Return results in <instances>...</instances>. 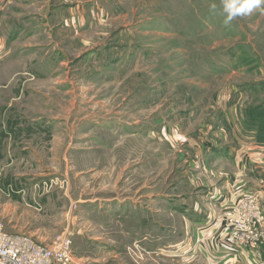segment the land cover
<instances>
[{
    "label": "rangeland",
    "instance_id": "rangeland-1",
    "mask_svg": "<svg viewBox=\"0 0 264 264\" xmlns=\"http://www.w3.org/2000/svg\"><path fill=\"white\" fill-rule=\"evenodd\" d=\"M221 9L222 0L7 6L3 22L39 28L12 45L30 55L0 71V132H29L39 115L40 152L38 164L0 161L6 233L44 246L67 237L72 264H204L178 209L207 205L196 184L214 179L199 159L213 172L230 165L199 147H222L230 114L247 133L264 121V5L229 23Z\"/></svg>",
    "mask_w": 264,
    "mask_h": 264
},
{
    "label": "crops",
    "instance_id": "crops-1",
    "mask_svg": "<svg viewBox=\"0 0 264 264\" xmlns=\"http://www.w3.org/2000/svg\"><path fill=\"white\" fill-rule=\"evenodd\" d=\"M15 3L18 7H32L40 3V0H0V71H5L4 65L7 62L17 61L19 54L30 55V51H24L25 47H16L14 50L12 45L15 41L25 43L38 35L39 22H34L32 18L21 19L19 23L2 21V12ZM37 116L32 118L29 132L17 129H3L0 132V161L4 157L8 166L17 164L18 154H21L32 158L30 165L38 164L35 163V154L40 152L39 131L37 132L40 117ZM1 117L0 126L3 127L5 113ZM35 121L37 123L34 124ZM226 129V135L219 134L220 140L224 142L222 147H217L216 143H205L206 147H199V150L204 149L205 154L213 155L215 164H229L230 169L221 173L213 172L212 165L206 158L199 159L195 167L205 171V176L214 179L208 180L206 184L201 177L196 184L198 188L206 189L200 197L207 199V205L203 209L179 206L178 210L185 220L186 235H192L194 249L197 250L194 255L196 260L204 264H264V245L242 249L233 247L228 241L231 218L238 201L244 195L252 194L257 197L260 205H264V144L257 143L251 134L239 129V116L235 113L227 117ZM184 144L195 148L194 142L184 140ZM220 180L224 186L216 184Z\"/></svg>",
    "mask_w": 264,
    "mask_h": 264
},
{
    "label": "built area",
    "instance_id": "built-area-1",
    "mask_svg": "<svg viewBox=\"0 0 264 264\" xmlns=\"http://www.w3.org/2000/svg\"><path fill=\"white\" fill-rule=\"evenodd\" d=\"M255 195L246 194L236 204L228 237L233 247L257 248L264 241L263 216ZM71 241L60 238L52 246L6 233L0 224V264H72Z\"/></svg>",
    "mask_w": 264,
    "mask_h": 264
},
{
    "label": "clouds",
    "instance_id": "clouds-1",
    "mask_svg": "<svg viewBox=\"0 0 264 264\" xmlns=\"http://www.w3.org/2000/svg\"><path fill=\"white\" fill-rule=\"evenodd\" d=\"M264 5V0H222V14L225 23H229L238 16L250 15L254 10ZM215 9V5H213Z\"/></svg>",
    "mask_w": 264,
    "mask_h": 264
},
{
    "label": "trees",
    "instance_id": "trees-1",
    "mask_svg": "<svg viewBox=\"0 0 264 264\" xmlns=\"http://www.w3.org/2000/svg\"><path fill=\"white\" fill-rule=\"evenodd\" d=\"M246 130L252 132V133H247V132L246 133L252 134L257 143L264 144V136H263L264 133H262V130H264V121L263 123H260L259 126L248 124ZM253 133H255V135Z\"/></svg>",
    "mask_w": 264,
    "mask_h": 264
}]
</instances>
